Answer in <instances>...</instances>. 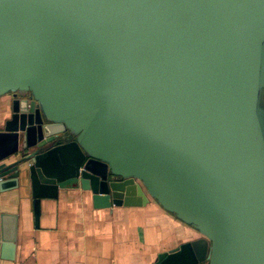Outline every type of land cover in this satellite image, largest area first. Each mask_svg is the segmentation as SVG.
Listing matches in <instances>:
<instances>
[{
    "label": "water",
    "instance_id": "1",
    "mask_svg": "<svg viewBox=\"0 0 264 264\" xmlns=\"http://www.w3.org/2000/svg\"><path fill=\"white\" fill-rule=\"evenodd\" d=\"M263 93L264 0H0V194L154 200L202 236L155 264H264Z\"/></svg>",
    "mask_w": 264,
    "mask_h": 264
},
{
    "label": "crops",
    "instance_id": "2",
    "mask_svg": "<svg viewBox=\"0 0 264 264\" xmlns=\"http://www.w3.org/2000/svg\"><path fill=\"white\" fill-rule=\"evenodd\" d=\"M12 99L0 98V132ZM27 175L18 189L0 194V213L17 217L15 258L0 264H155L161 253L202 239L154 200L144 207L96 209L81 189L42 199L37 226Z\"/></svg>",
    "mask_w": 264,
    "mask_h": 264
},
{
    "label": "rangeland",
    "instance_id": "3",
    "mask_svg": "<svg viewBox=\"0 0 264 264\" xmlns=\"http://www.w3.org/2000/svg\"><path fill=\"white\" fill-rule=\"evenodd\" d=\"M262 105L264 106V93L262 95Z\"/></svg>",
    "mask_w": 264,
    "mask_h": 264
},
{
    "label": "flooded vegetation",
    "instance_id": "4",
    "mask_svg": "<svg viewBox=\"0 0 264 264\" xmlns=\"http://www.w3.org/2000/svg\"><path fill=\"white\" fill-rule=\"evenodd\" d=\"M7 96H11L13 99L12 100H14L15 98L13 97V94H10V95H7ZM18 98H20V96H18Z\"/></svg>",
    "mask_w": 264,
    "mask_h": 264
}]
</instances>
